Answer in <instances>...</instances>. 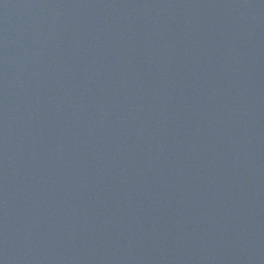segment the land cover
Listing matches in <instances>:
<instances>
[{
  "label": "water",
  "instance_id": "95a60500",
  "mask_svg": "<svg viewBox=\"0 0 264 264\" xmlns=\"http://www.w3.org/2000/svg\"><path fill=\"white\" fill-rule=\"evenodd\" d=\"M0 264H264V0H0Z\"/></svg>",
  "mask_w": 264,
  "mask_h": 264
}]
</instances>
